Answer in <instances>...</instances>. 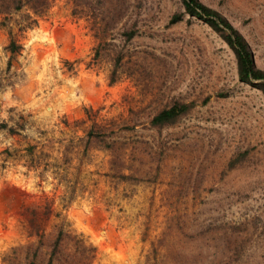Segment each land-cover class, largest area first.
Masks as SVG:
<instances>
[{
    "label": "rangeland",
    "instance_id": "obj_1",
    "mask_svg": "<svg viewBox=\"0 0 264 264\" xmlns=\"http://www.w3.org/2000/svg\"><path fill=\"white\" fill-rule=\"evenodd\" d=\"M199 1L264 70V0ZM8 26L21 48L7 71ZM174 99L189 112L150 127ZM0 122V264L4 255L24 264L11 248L26 244L40 245L44 264L58 223L87 247L78 264H164L166 250L197 258L188 264H264V102L238 80L228 45L180 0H50L40 15L25 6L0 13ZM91 123L117 128L120 170L140 181L111 176L108 150L85 143ZM176 217L186 235L174 225L160 246Z\"/></svg>",
    "mask_w": 264,
    "mask_h": 264
},
{
    "label": "trees",
    "instance_id": "obj_2",
    "mask_svg": "<svg viewBox=\"0 0 264 264\" xmlns=\"http://www.w3.org/2000/svg\"><path fill=\"white\" fill-rule=\"evenodd\" d=\"M50 0H0V13L7 12L9 10L17 11L22 6L32 12L34 15H40L48 6ZM183 12L189 16L195 17L202 22H204L208 27H210L214 32H216L221 39L228 45L234 55L235 60V70L237 78L240 82L255 87L261 94L264 102V70L257 68L254 65L251 50L243 38V36L222 16L215 10L207 7L199 0H180ZM79 6H81L79 4ZM89 9V8H88ZM90 9H93V5L90 4ZM182 12L173 13L170 16L169 22L173 23L181 18ZM95 16V15H94ZM34 20L30 22H25L23 25L17 26L19 31L28 28ZM8 40L3 47V50L7 54V60L5 69L8 71L11 67V62L14 57L19 54L20 44L13 38L11 33V27L7 28ZM134 34L133 28L125 30L122 32L124 41H128ZM97 44L94 47L92 57L97 59L101 54L100 40H97ZM121 52L118 51L112 57V65L108 73V83L112 84L117 75V70L121 64ZM192 104L186 103L178 99L172 100L170 103L164 105L163 107L157 109L148 119V125L157 130L163 127L175 124L179 118L184 116L191 109ZM0 127H6L4 123L0 122ZM116 127L105 124L98 125L96 123H91L85 131V143H92L93 145L100 144L103 149L108 150L110 153L109 159V170L112 177H116L119 180L127 181L130 183H135L140 181L138 176L127 173L124 174L120 170L122 165L120 164V157L118 153L119 146L114 136L116 133ZM121 129H131V126H123ZM10 130V129H9ZM32 148H30L31 151ZM245 152H238L232 158H230L227 163V168H232L234 165L239 163L244 157ZM168 221L166 226V231L162 234L160 239L157 240L158 244L161 246L165 243V235L169 233L173 226L175 225V231H180L182 235H186L182 227L179 226V220ZM177 234V233H176ZM42 234H38L39 239ZM188 236V234H187ZM71 241V250L68 252L66 258L62 259L64 264H78L80 258L77 256L78 253H83L85 248H87L83 241L76 235H71L67 232L61 223L55 226L53 237L48 244L47 256L44 260V264H54L58 261L59 256L62 252L65 243ZM40 245L36 244L33 247L31 244L19 245L11 248V252L14 255H18L19 252H23L24 264H36V257L39 254ZM92 251V247H90ZM153 254H156V248L153 247ZM221 257L225 256L220 254ZM162 263L164 264H184L195 263L197 258L192 255H184L180 250L172 251L166 250L161 254ZM185 258V259H184ZM10 259V258H9ZM7 259L4 255L1 260L4 264H13L12 259ZM184 259V260H183ZM9 260V261H8ZM211 261V260H210ZM203 264V263H201Z\"/></svg>",
    "mask_w": 264,
    "mask_h": 264
}]
</instances>
